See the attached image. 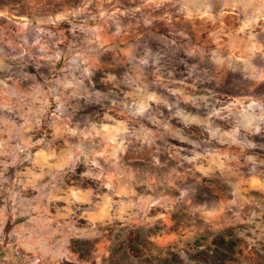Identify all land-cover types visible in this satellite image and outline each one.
Wrapping results in <instances>:
<instances>
[{
  "label": "rangeland",
  "instance_id": "374dc122",
  "mask_svg": "<svg viewBox=\"0 0 264 264\" xmlns=\"http://www.w3.org/2000/svg\"><path fill=\"white\" fill-rule=\"evenodd\" d=\"M0 264H264V0H0Z\"/></svg>",
  "mask_w": 264,
  "mask_h": 264
}]
</instances>
